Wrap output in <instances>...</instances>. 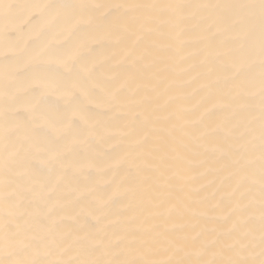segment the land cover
I'll return each mask as SVG.
<instances>
[{
	"label": "bare ground",
	"instance_id": "1",
	"mask_svg": "<svg viewBox=\"0 0 264 264\" xmlns=\"http://www.w3.org/2000/svg\"><path fill=\"white\" fill-rule=\"evenodd\" d=\"M0 264H264V0H0Z\"/></svg>",
	"mask_w": 264,
	"mask_h": 264
}]
</instances>
